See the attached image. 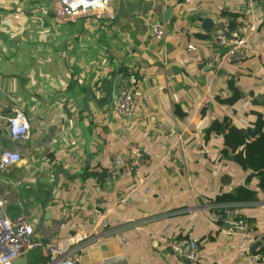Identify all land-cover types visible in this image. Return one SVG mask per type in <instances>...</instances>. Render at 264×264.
<instances>
[{"label":"crops","instance_id":"obj_1","mask_svg":"<svg viewBox=\"0 0 264 264\" xmlns=\"http://www.w3.org/2000/svg\"><path fill=\"white\" fill-rule=\"evenodd\" d=\"M53 1L0 0V115L20 108L30 124L29 137L22 143L0 140V149L18 146L22 155L20 162L0 173L6 212L23 213L37 227L41 218L49 223L59 217L61 207L77 205L84 214L73 215L58 236L88 234L75 247L81 264H192L160 241L166 225L176 235L191 229L200 239L196 264H249L225 227L209 220L221 209L215 196L243 184L249 172L219 158L221 136L214 134L206 142L204 130L212 119L223 116L236 127H252V112L263 111L264 22L248 59L219 66L207 60L220 51L212 44V28L217 21L243 19L244 0H111L99 19L88 15L68 21L55 18ZM259 11L264 18V5ZM207 17L212 20L208 32L202 28ZM154 20L166 23L161 41L152 37L147 24ZM198 33L208 37L199 38ZM189 43L196 49L188 50ZM114 64L136 69L138 89L148 94V103L133 117L110 118L109 108L87 97L93 112L88 120L82 99L88 88L98 94L107 88ZM231 77L244 96L233 104L216 101V96H230ZM176 105L185 117L176 116ZM81 118L91 133V169L105 171V176L114 168L112 153L125 161L128 146L134 144L144 154V183L118 175L101 184L94 177L68 178L60 172L49 194L55 171L75 173L85 164ZM155 124L164 126L162 133ZM168 131L170 140L162 141ZM255 183L253 178L251 185ZM121 192L128 193L126 200H121ZM95 210L105 214L107 228L93 229L88 219ZM242 212L252 219L258 237L264 235L263 198ZM47 259L35 248L19 263Z\"/></svg>","mask_w":264,"mask_h":264},{"label":"built area","instance_id":"obj_2","mask_svg":"<svg viewBox=\"0 0 264 264\" xmlns=\"http://www.w3.org/2000/svg\"><path fill=\"white\" fill-rule=\"evenodd\" d=\"M111 0H54L52 11L59 21H68L78 17L93 15L101 18L108 10ZM246 16L240 21L233 19L217 21L211 31L212 44L219 48L217 57L212 55L207 57L210 64L217 62L219 66L227 63L242 62L254 53L253 44L255 42L258 29L264 22L263 14L259 8L264 5V0H244ZM113 15L109 19H113ZM152 37L161 41L166 35V23L163 20H154L147 23ZM188 50H195L192 43L187 45ZM164 55V53H163ZM140 79L136 69L130 67L127 73L123 74L118 87L117 96L114 99L110 110V118L115 115L120 117H133L136 112L148 103V94L144 90L138 89ZM0 140L7 139L13 143H22L30 134V124L27 115L20 108L13 110L5 116L0 115ZM161 133L164 126L155 124ZM170 131L164 132L161 140H170ZM157 140V144L162 145V141ZM22 155L18 146L15 148L2 147L0 149V173L5 172L10 166L20 162ZM144 154L136 145L128 146L126 150V160L124 161L112 153L113 169L106 173L104 180L111 182L116 176H128L135 178L138 182L144 183L145 173L140 169L144 164ZM144 192L149 193L146 188ZM128 193L121 192V200H126ZM4 200L0 198V264H20L19 258L27 251L38 248L43 255H48V259L37 264H81L80 254L75 247L80 242L88 238L85 232L79 235L69 234L64 238L58 236L59 230L65 222L73 215H83V211L77 205L61 207L59 217L49 223L42 222L40 227H36L34 222L20 213L10 216L3 207ZM103 204V203H102ZM221 209L212 212L209 220L220 227H225V231L231 242L240 252L248 256L249 264L264 260L260 253H249V249L256 242L258 232L254 231L253 223L247 221L244 215L242 202L234 201L219 203ZM93 229L107 228L108 223L105 214L101 210H95L89 219ZM120 242L125 238L119 235ZM45 239L46 243L42 240ZM159 239L175 255L182 257L186 262L196 264L200 261V239L191 229L185 230L182 234L176 235L170 226H164L159 234Z\"/></svg>","mask_w":264,"mask_h":264},{"label":"trees","instance_id":"obj_3","mask_svg":"<svg viewBox=\"0 0 264 264\" xmlns=\"http://www.w3.org/2000/svg\"><path fill=\"white\" fill-rule=\"evenodd\" d=\"M233 24V20H230ZM199 38H207V33H198ZM123 74L127 73L125 67H121ZM140 79V77H138ZM227 89L230 96L221 99L216 96V101L233 104L236 100L242 98L244 94L236 87L233 77L227 80ZM264 105V103H263ZM179 105L174 106V113L178 118H183L184 113L181 112ZM204 112V108L201 109ZM256 116V120L252 127H236L228 116H223L221 120L214 118L208 127L204 130V140L208 142L211 137L216 134L222 138V147L219 150V158H228L233 161L238 169L249 172L245 177L243 184H239L233 190L217 194L213 199L216 203L242 202L250 205L257 202L260 197L264 200V106L262 112H252ZM105 171H93L90 166L78 178L94 177L101 184L104 182ZM255 178L256 183L251 185V180ZM48 193L45 192L47 198ZM247 221L253 223L252 219L246 218ZM256 231L255 226L252 227ZM262 240V245L255 251L264 256V235L257 237Z\"/></svg>","mask_w":264,"mask_h":264},{"label":"water","instance_id":"obj_4","mask_svg":"<svg viewBox=\"0 0 264 264\" xmlns=\"http://www.w3.org/2000/svg\"><path fill=\"white\" fill-rule=\"evenodd\" d=\"M169 13H170V7H167V10L165 12V18L168 17ZM211 27H212V20L208 17L204 18L202 21L203 30L208 32V31H210ZM112 70H113V73L109 77V81H108L106 89L99 90L100 91L99 94H98V92L91 91L89 88L87 89V93L84 95V97L82 99L84 110L86 111V114H87L86 119L90 120L93 116V112H92L90 106L87 104V101H86L87 97H90L93 100L94 105H96L98 107H104V108H111L112 107L114 99L118 93V87H119L121 80H122V77H123L122 68L120 66H118L117 64L113 65ZM82 121H83V118L80 119V127L85 134V141H84V150L86 153L85 164L80 171H76L75 173H70V174H68L66 172L64 173L63 168H59L57 171H55V173H54L55 178H54L53 182L49 185V188H48L50 195L52 193V189H53L54 185L58 182L57 177H58V174L60 172H62L68 178L74 177V176H79L80 174H83L85 172L86 168L90 165V161H91V153H90L91 133L84 126ZM15 144H17V143H15ZM47 202H49V199L47 200ZM42 222H43V219L41 218L38 221L37 227H40ZM42 242L46 243V240L43 239ZM261 245H262V240L258 239L252 245V247L249 249L248 252L254 253Z\"/></svg>","mask_w":264,"mask_h":264},{"label":"rangeland","instance_id":"obj_5","mask_svg":"<svg viewBox=\"0 0 264 264\" xmlns=\"http://www.w3.org/2000/svg\"><path fill=\"white\" fill-rule=\"evenodd\" d=\"M24 192H25V190H24ZM26 195V194H25Z\"/></svg>","mask_w":264,"mask_h":264}]
</instances>
